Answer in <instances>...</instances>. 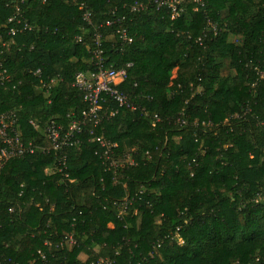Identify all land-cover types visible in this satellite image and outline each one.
<instances>
[{
	"label": "trees",
	"instance_id": "trees-1",
	"mask_svg": "<svg viewBox=\"0 0 264 264\" xmlns=\"http://www.w3.org/2000/svg\"><path fill=\"white\" fill-rule=\"evenodd\" d=\"M14 1L0 0V62L10 78L0 81V113L17 112L25 142L42 137L31 119L80 118L87 104L74 83L94 68L100 27L108 63H132L120 88L137 109L95 131L117 143L118 159L135 150L137 165L114 171L88 133L63 171L54 153L10 160L0 177V264H264V0H182L174 18L156 0H89L90 23L75 0H26L39 28L8 49ZM136 1L147 9L132 12ZM123 15L132 43L105 27ZM227 59L235 75H222ZM54 77L62 81L44 90ZM178 231L183 244L173 240ZM67 234L74 247L48 250L46 241Z\"/></svg>",
	"mask_w": 264,
	"mask_h": 264
},
{
	"label": "built area",
	"instance_id": "built-area-1",
	"mask_svg": "<svg viewBox=\"0 0 264 264\" xmlns=\"http://www.w3.org/2000/svg\"><path fill=\"white\" fill-rule=\"evenodd\" d=\"M25 1L26 0H16L13 2V13L8 18L11 41L4 43L8 49L15 44L13 37L25 32H32L39 28L37 25L32 24L25 15L23 9ZM75 1L78 3L80 10L83 11L84 20L90 23L92 12L89 8V0ZM155 3L158 4V7L163 4H169L172 8L173 18L179 16L182 10H179L177 6L182 3V0H156ZM147 4L148 3L136 1L131 7L132 12H139L147 9ZM112 13L114 15L116 11ZM125 20L126 15L116 17L113 20L106 21L105 27L110 28L116 26L114 33L119 39L123 43H132L133 37L123 25V21ZM103 38L104 36L100 31V27H96L93 34L94 47L91 49L90 57V63L94 68L92 70L79 72L76 75L74 86L81 92L83 100L87 104V108L83 110L80 118H72L66 126L56 119L49 120L45 126H42L40 121L31 119L30 124L36 131L42 134V137L40 140H29L25 142L19 129V116L17 112L15 110H9L0 113V177L5 165L10 160L23 158L38 152L42 154L54 153L56 162H58L57 164L60 166L58 170L63 171L67 168L69 151L81 146V136L84 133H88L91 137L90 142H97L101 145L104 149L102 157L110 161L109 166L114 168V171L120 168H128L137 165L135 150L124 154L123 158L118 159L115 154V148L118 146L117 143L106 139L103 134L97 135L95 131V129L102 126L104 121H109L118 116L123 110L134 111L137 109L131 95L120 88L128 79V69L132 67V63H128L125 67H116L114 63H108V58L105 56ZM76 40L82 43L83 36H77ZM36 74L40 75L41 71L38 70ZM0 81L3 83L5 81H10L7 75V69L3 66V62H0ZM61 81L62 78L54 77L50 82H42L41 86L44 90L49 91ZM232 117L237 118L239 116L234 115ZM156 120L159 121L157 116ZM179 122L182 124L188 123L187 120H181L180 118ZM89 123H92V128L88 130L87 126ZM131 203L132 201L126 198L119 204L118 217H123L128 213ZM36 206L42 208L40 203H37ZM54 208L55 206H51V210H54ZM9 212L14 214L16 212V206L11 207ZM75 220L76 218H74V221ZM173 240L180 244L184 243V240L179 235V231L175 233ZM76 244V239L72 234L65 235L62 240L56 243L51 241L45 242L49 251H52L54 248H72ZM161 244L162 242H158L155 245V250H157ZM38 253L43 261L47 260V254L44 251L40 250ZM98 264H112V262L107 259H100Z\"/></svg>",
	"mask_w": 264,
	"mask_h": 264
},
{
	"label": "rangeland",
	"instance_id": "rangeland-1",
	"mask_svg": "<svg viewBox=\"0 0 264 264\" xmlns=\"http://www.w3.org/2000/svg\"><path fill=\"white\" fill-rule=\"evenodd\" d=\"M231 42L237 44V45H242V39L240 37H236L234 35H231L230 36V39H229ZM236 72L234 71V69H232L230 67V60L227 59L225 62H224V68L222 70V75L223 76H228V75H235ZM47 173L51 174L52 173V169H48L47 170ZM80 260L82 261H86L88 259V254L86 253H82L80 256H79Z\"/></svg>",
	"mask_w": 264,
	"mask_h": 264
}]
</instances>
